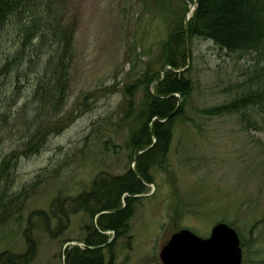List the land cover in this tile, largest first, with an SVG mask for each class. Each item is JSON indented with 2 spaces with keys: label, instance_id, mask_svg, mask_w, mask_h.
Returning <instances> with one entry per match:
<instances>
[{
  "label": "rangeland",
  "instance_id": "rangeland-1",
  "mask_svg": "<svg viewBox=\"0 0 264 264\" xmlns=\"http://www.w3.org/2000/svg\"><path fill=\"white\" fill-rule=\"evenodd\" d=\"M48 5L70 25L74 61L61 115L40 117L44 125L66 120L40 153L18 158L9 185L0 178V205L6 194L25 195L21 209L15 207L14 215L0 222V254L25 253L28 234L36 254L25 264H65L68 248H85L91 218L84 212L68 217L58 208L63 202L62 211L70 212L66 198L90 191L98 175L135 168L131 136L146 81L162 70L158 57L172 22L195 9L190 0H48ZM16 30L9 25L1 31L0 67L16 51ZM188 49L186 77L193 91L184 116L175 123L164 165L151 169L153 184L136 204L129 233L116 242L114 255L104 251L106 263L114 257V264H162L161 248L176 232L187 229L205 239L225 223L240 236L242 264H264V113L204 114L256 87L257 57L228 54L199 38ZM42 61L32 69L21 67L19 79L15 67L0 73V172L4 159L21 150L37 125L34 93L43 78ZM60 196L64 200L58 203Z\"/></svg>",
  "mask_w": 264,
  "mask_h": 264
},
{
  "label": "trees",
  "instance_id": "trees-1",
  "mask_svg": "<svg viewBox=\"0 0 264 264\" xmlns=\"http://www.w3.org/2000/svg\"><path fill=\"white\" fill-rule=\"evenodd\" d=\"M190 1L196 2V7L187 32L186 17L177 16L158 57L163 74L157 71L146 81V99L136 120L138 126L131 136V149L134 156H138L135 168H129L122 175H98L90 191L66 198L71 204L70 212L62 211L63 202L58 208L59 213H66L68 217L84 212L91 218L88 237L82 241L85 248H68L65 264H114V257L106 263L104 251L108 249L114 255L116 242L129 233L136 204L142 199L141 195L148 192L147 185L153 184L151 169L164 165L175 123L183 118L185 103L193 91V83L186 77L189 68L182 73L175 72L188 65L190 54L187 44L196 38L210 40L228 54L257 57L254 59L256 67L253 76L256 87L229 104L204 110L206 116L222 117L250 109L264 113V0ZM52 9L48 0H0V36L6 26L18 27L16 51L0 67V73L7 69L9 73L15 67L19 79L24 71L21 67L27 65L28 69H32L40 58L43 60V78L34 93L39 105L35 117L37 125L29 129L21 150L11 152L2 162L0 178L8 181V185L18 158H30L40 153L48 139L61 132L66 120L58 118L44 125L40 117V114L46 116V112L57 113V117L61 115L70 90L74 61L70 25L57 19L59 13H54ZM148 84L154 85V92ZM248 123L257 125L250 119ZM23 197L25 195L7 194L3 197L0 222L10 219L15 207V210L21 209ZM58 198V203L64 200L61 196ZM52 214L56 216L54 212ZM42 217L50 219L49 216ZM45 225L51 236L56 234L50 230L48 223ZM111 231L114 236L106 234ZM26 241L25 253L5 251L0 254V264L27 263L36 254V242L28 234Z\"/></svg>",
  "mask_w": 264,
  "mask_h": 264
},
{
  "label": "water",
  "instance_id": "water-1",
  "mask_svg": "<svg viewBox=\"0 0 264 264\" xmlns=\"http://www.w3.org/2000/svg\"><path fill=\"white\" fill-rule=\"evenodd\" d=\"M189 19L185 22L186 32ZM188 66L176 72L182 73ZM160 259L162 264H242L243 250L237 231L219 223L205 239L187 229L176 232L162 246Z\"/></svg>",
  "mask_w": 264,
  "mask_h": 264
},
{
  "label": "bare ground",
  "instance_id": "bare-ground-1",
  "mask_svg": "<svg viewBox=\"0 0 264 264\" xmlns=\"http://www.w3.org/2000/svg\"><path fill=\"white\" fill-rule=\"evenodd\" d=\"M195 7H196V2H195ZM195 9H193V11H190L191 12V15H193Z\"/></svg>",
  "mask_w": 264,
  "mask_h": 264
}]
</instances>
